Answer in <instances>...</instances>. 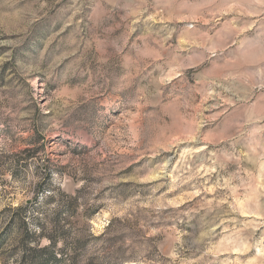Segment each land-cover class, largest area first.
I'll use <instances>...</instances> for the list:
<instances>
[{"label": "rangeland", "instance_id": "rangeland-1", "mask_svg": "<svg viewBox=\"0 0 264 264\" xmlns=\"http://www.w3.org/2000/svg\"><path fill=\"white\" fill-rule=\"evenodd\" d=\"M36 226L61 264H264V0H0V264Z\"/></svg>", "mask_w": 264, "mask_h": 264}, {"label": "trees", "instance_id": "trees-1", "mask_svg": "<svg viewBox=\"0 0 264 264\" xmlns=\"http://www.w3.org/2000/svg\"><path fill=\"white\" fill-rule=\"evenodd\" d=\"M37 234L36 226L34 232H31V241L22 244V248L31 254V258L28 260V257L20 256L17 258L16 264H28L29 261V264H61L63 256L54 250V245L42 247L39 240L41 237H38Z\"/></svg>", "mask_w": 264, "mask_h": 264}]
</instances>
